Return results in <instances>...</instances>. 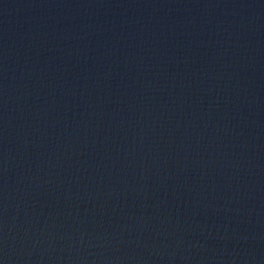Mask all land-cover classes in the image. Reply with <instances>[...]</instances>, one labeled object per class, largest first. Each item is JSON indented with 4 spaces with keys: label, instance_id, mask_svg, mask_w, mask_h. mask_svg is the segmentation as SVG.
Listing matches in <instances>:
<instances>
[{
    "label": "water",
    "instance_id": "1",
    "mask_svg": "<svg viewBox=\"0 0 264 264\" xmlns=\"http://www.w3.org/2000/svg\"><path fill=\"white\" fill-rule=\"evenodd\" d=\"M0 264H264V0H0Z\"/></svg>",
    "mask_w": 264,
    "mask_h": 264
}]
</instances>
